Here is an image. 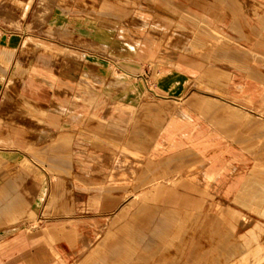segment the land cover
Listing matches in <instances>:
<instances>
[{
    "label": "rangeland",
    "instance_id": "rangeland-1",
    "mask_svg": "<svg viewBox=\"0 0 264 264\" xmlns=\"http://www.w3.org/2000/svg\"><path fill=\"white\" fill-rule=\"evenodd\" d=\"M21 1L0 0V21L6 35L18 31V21L22 20L25 34L57 36L50 33L57 30L51 22L62 13L61 21L78 18L92 26L98 24L103 31L119 28L123 39L148 37L160 41L158 56L150 62L147 88L153 93L157 81L163 79L184 80L185 87L174 96L161 92L143 97L176 100L178 103L171 104L180 110H192L194 122L185 121L177 112H158L154 102L141 107L139 120L148 113L164 122L162 114L166 111L169 116H182L186 129L192 131L186 133L187 137L171 140L174 143L169 151L175 153L169 156L161 153L163 149L157 154L141 150L131 155L124 150L131 149L125 134L115 143L106 140L107 147H98L94 139L96 118L90 115V107L82 108L88 118L81 124L82 155H70L71 172L46 170L50 175L47 185L43 172L34 164L48 162L53 166L67 161V143H78L79 138L71 133L67 154L54 152L55 134L49 121L53 117L61 122L69 119H65L64 111L28 102L21 90L26 75L14 76L17 80L4 87L12 102L0 108V181L23 171L20 177L28 182L21 190L28 208L20 216L5 217L7 221L2 220L0 212V264H232L257 244L264 246V114L260 116L264 105L244 95L249 91L264 93V0H161L160 6L150 0H50L48 16L42 20L37 14L41 0H33L32 7ZM228 4L232 10L224 17L223 9ZM24 41L23 51L29 56L44 52L31 38ZM71 42L82 47L88 44L76 38ZM6 45L10 48L9 42ZM110 69L114 74V67L108 66L97 80H92L97 83L102 78L114 91V98L125 84ZM9 71L10 67L6 77ZM131 71L142 72L137 66ZM88 79L89 71L79 81L76 98L90 96ZM4 83L1 76L0 85ZM204 97L209 100H201ZM226 107L230 111H225ZM109 112L110 108L101 114ZM153 122L150 120V125ZM16 147L22 155L1 153ZM125 164L130 177L112 180ZM212 172L219 176L207 190L186 178L207 179ZM37 173L42 176V186L36 185ZM173 176L180 180L172 181ZM154 184L170 189L177 197L188 196L201 204V209L177 213L176 206L164 195L142 200L141 194ZM57 187L62 188L61 193L51 201ZM95 194L100 201L92 204L90 197ZM35 203L38 206L31 211ZM226 209L242 217L224 218L222 211ZM123 211L124 218L116 221ZM158 221L163 226L159 236L155 232ZM167 221L172 223L169 233H165ZM128 222L135 224L123 228ZM20 235L32 243V250L30 245L28 250H9L10 240ZM115 237L127 242L128 258L102 262L93 250L110 246ZM139 238L138 244L133 241ZM248 262L252 264V259Z\"/></svg>",
    "mask_w": 264,
    "mask_h": 264
},
{
    "label": "crops",
    "instance_id": "crops-1",
    "mask_svg": "<svg viewBox=\"0 0 264 264\" xmlns=\"http://www.w3.org/2000/svg\"><path fill=\"white\" fill-rule=\"evenodd\" d=\"M33 0H22L21 3L32 7ZM62 1V0H60ZM151 2L159 5L161 0H150ZM159 1V2H158ZM244 1V0H242ZM50 4V0H41L37 9L39 19H45L48 16L47 7ZM160 6V5H159ZM228 8H224V17L226 13L230 15L231 5L228 4ZM59 12H65V9H56ZM173 12V11H172ZM64 14V13H63ZM176 14V13H174ZM52 20L53 28L50 33H56L57 36L44 35L41 33L25 34L23 21L19 20L18 25L20 29L13 34L6 35L4 29H2L3 22L0 21V77L5 78L4 85H0V108L4 106L9 107L12 102V98H9L4 93V87L12 84L17 80L14 76L26 75V80L21 84V90L23 97L28 101L36 105L37 107H48L53 110L64 111L65 119H69L67 122H61L53 117L49 122L52 123L50 131L55 134V143L53 151L58 154H67L68 148L66 145L68 137L71 133L74 134V138L78 137V143L76 141L67 143L69 146V156L67 161L61 163H53L50 166L47 163L40 165L35 163L36 169L43 172L44 181L48 185L50 175L46 170H58L63 173L71 172L73 165L70 155L78 153L82 155V122L87 123L88 118L82 113V108L90 107V115H94L96 118L94 130V139L98 147H107L106 140L115 141L119 140V135H127V143L131 146L130 150L124 149L131 155L144 154H157L161 149V153L165 155H171L175 152H170L169 147L174 143L171 140L175 138L187 137L188 132L192 129H186V124L182 120V116H169L166 111L162 116L165 118L164 122L159 118L160 116L151 117L150 114L143 115L140 118L138 113L141 107H149L152 102L156 103L155 106L168 111H173L183 115V118L187 122L193 121V112L190 109L185 108L180 110L175 108L171 102L178 103L176 100L167 99H155L144 98V95L158 96V93H165L169 96L178 95L184 90L185 81H167L165 79L157 81L155 90L150 93V65L152 57H157L159 50L158 45L160 41H153L148 37H140L138 40L135 38L123 39L120 35L122 30L119 28L115 31L102 30L98 24L94 26L89 25L87 21L78 18H64L62 21L60 16L62 13L56 14ZM119 16V15H117ZM59 17V18H58ZM65 17V15H63ZM184 22L179 25H183ZM53 35V34H52ZM31 38L38 46L43 47L44 52H36L34 55H28L23 51L24 39ZM78 39V41H84L88 44L84 47L79 46L71 42V39ZM10 43V48L7 47V43ZM47 52V53H46ZM55 54L59 55L55 57ZM89 62L88 65L85 63ZM126 64V67H122ZM108 66L114 67V74L110 69L113 76H119L122 84H125L123 91L119 92L113 98L111 95L114 93L104 83L102 78L98 82H94L92 79L97 80L101 75V70H105ZM139 67L138 74H134L131 69ZM10 67L9 77L7 76L8 68ZM87 71H89L90 79H88L87 92L90 96L83 99L76 98L75 96L79 92V81L84 78ZM138 75V76H137ZM144 78H142L143 76ZM137 76V77H136ZM218 92V90L216 89ZM146 92V94H145ZM204 94H207L204 92ZM247 100L258 99L262 105H264V93L249 91L244 93ZM111 97V98H110ZM207 98V97H206ZM201 98V100L207 102L209 99ZM110 108L108 115L101 114L106 109ZM157 110V109H156ZM155 110V111H156ZM225 111H230V108H225ZM264 113L260 114L262 116ZM264 119V116H262ZM55 119V120H54ZM150 120L154 121L153 125H150ZM59 133V134H58ZM194 139H198L199 136H191ZM79 145V146H78ZM78 146V150L76 147ZM191 146V151H193ZM196 149H199L198 147ZM2 154H14L22 155L18 152V148L13 150H5ZM65 156V155H64ZM10 160V156L8 157ZM7 160V159H6ZM23 165L26 161H22ZM124 169L117 172L116 175L111 177L112 180H125L130 177V173L127 170V166ZM82 170L80 166L78 168ZM22 174L23 171L16 174L13 178L11 175H6L4 179L0 181V212L4 215L2 220L12 219V217L20 216L28 208L27 200L22 194L21 188L27 185L28 180L24 181ZM219 176L218 172H212L207 179L195 177L194 179L186 177L188 180L195 183L197 186L207 190L211 186V182L216 180ZM36 178L39 181L36 185L42 186V176L37 173ZM66 176L63 174L61 179L64 180ZM180 180V178L172 177V181ZM14 188V190L12 189ZM61 187H57L52 194L51 201H56L61 193ZM165 196L174 206V211L177 213H188L194 211V209H201V204L188 196L177 197L173 195L170 189L159 184H154L150 191L143 192L141 194L142 200L158 199L160 196ZM100 201L99 195L95 194L90 197L92 204H97ZM35 202V200H33ZM51 203V202H50ZM53 203V202H52ZM51 205V204H50ZM38 206L35 203L32 206V210H36ZM222 217L233 218L234 220L241 218L242 216L233 209H226L222 211ZM1 218V217H0ZM124 218V211L120 213L117 220ZM1 220L2 223H5ZM7 221V220H6ZM131 224V225H130ZM133 223L124 224L123 228L134 225ZM165 233L171 231L170 222H165ZM176 224V222H175ZM169 225V226H168ZM171 226V227H170ZM168 227V228H167ZM160 222H155V232L159 236L161 233ZM109 238V237H108ZM108 238L106 240H108ZM32 239V238H31ZM111 238H109L110 240ZM141 238L133 240L134 242L140 241ZM10 247L13 250L21 251L27 249L30 245L32 250V243H28L22 235L17 236L14 240H10ZM127 242L122 237L112 238V243L109 245L99 246L93 250L94 255H98L101 261L111 262V260L122 261L128 258ZM56 256L57 253L52 251ZM252 259V264H256L259 261H264V246L257 244L252 250H248L244 254L235 258L232 264H249L248 260ZM30 264H37L30 263Z\"/></svg>",
    "mask_w": 264,
    "mask_h": 264
}]
</instances>
